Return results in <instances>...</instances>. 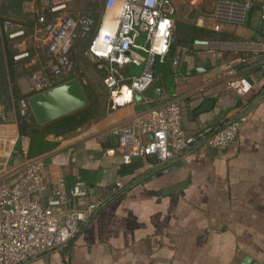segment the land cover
Returning <instances> with one entry per match:
<instances>
[{
	"label": "crops",
	"instance_id": "crops-1",
	"mask_svg": "<svg viewBox=\"0 0 264 264\" xmlns=\"http://www.w3.org/2000/svg\"><path fill=\"white\" fill-rule=\"evenodd\" d=\"M174 2L184 22L196 24L202 19L203 27L215 31L217 24L220 31L216 32L239 39L217 41L212 49L178 47L179 63L173 68L190 70L191 76L177 77L171 94H165L163 87L158 100L182 98L188 116L183 124L189 133H209L214 124L234 117L246 103L248 120L237 141L225 150L202 143L167 163L136 159L131 167L140 168L122 174L130 164H123L115 151L116 131L138 112L134 105L116 108L104 120L67 138L50 135L60 144L39 156L45 163L46 180L51 184L61 176L90 171L94 174L91 199L104 203L61 250L22 264H232L240 251L256 264H264V53L248 49V43L261 34L264 0L253 6L260 9L239 19L225 0ZM81 6L78 1L73 4L78 12ZM31 7L30 0H0V22L5 18L31 21ZM206 61L211 64L208 72L191 73ZM234 67L242 76H253L254 86L245 97L219 85ZM26 79V75L18 79L23 93ZM209 100L213 104L198 111ZM19 138L15 117L0 124L1 175L16 177L28 161L17 149ZM118 183L127 184L126 189H117ZM49 194L50 189L45 195Z\"/></svg>",
	"mask_w": 264,
	"mask_h": 264
},
{
	"label": "built area",
	"instance_id": "built-area-1",
	"mask_svg": "<svg viewBox=\"0 0 264 264\" xmlns=\"http://www.w3.org/2000/svg\"><path fill=\"white\" fill-rule=\"evenodd\" d=\"M225 1L234 7L232 14L240 7L245 15L259 0ZM76 2L30 0L31 21L10 18L1 21L2 32L14 41L18 50L14 59L31 58L32 72L26 79L24 94L31 96L78 78L72 48L76 39L90 30L93 20L74 9ZM112 10L117 13L113 26L109 27L106 19ZM176 12L174 0L105 1L96 35L85 56L97 62L98 67L109 69L103 83L114 95V109L132 104L136 94L142 95L154 84L155 57L169 50ZM261 21V34L248 43V49L264 53V10ZM196 25L203 27V20L197 19ZM213 29L220 31V26L216 24ZM134 32L144 33L149 38L148 57L132 48L131 34ZM216 43L206 38L196 39L192 48L212 49ZM143 62H146L144 73L131 76L129 84H120L115 66L141 65ZM177 64L175 59L173 65ZM82 79L86 83V79ZM224 83L226 90L241 97L251 92L254 86L253 76H242L236 67L225 72ZM125 89L130 91L131 100L120 103L116 97L124 94ZM28 98L19 101L21 116H27L30 110ZM247 108L245 103L241 111L223 120L221 127L211 133H189L183 124L182 98H170L153 107L145 106L117 129L115 151L127 165L136 159L151 158L158 163H167L184 157L202 143L215 150H225L236 141L248 120ZM8 122V114L0 105V124ZM120 188L123 184L118 183L117 189ZM49 189L51 194L45 195ZM91 195L90 186L80 180L69 184L61 176L50 184L41 157L28 160L16 177L12 174L4 176L0 172V264H22L52 250H61L103 206V200H93Z\"/></svg>",
	"mask_w": 264,
	"mask_h": 264
},
{
	"label": "trees",
	"instance_id": "trees-1",
	"mask_svg": "<svg viewBox=\"0 0 264 264\" xmlns=\"http://www.w3.org/2000/svg\"><path fill=\"white\" fill-rule=\"evenodd\" d=\"M77 1L82 4L79 10V14L91 18L93 20V24L85 36L76 39L72 48L71 56L76 61L75 70L76 74H78L76 77H78L81 83H83L82 85L88 98L87 106L73 113L60 117L44 125H40L36 122L31 110H29L27 116L20 115L19 101L22 98H28L30 95L24 94L21 91L18 85V79L27 75L29 70H31V67L29 66L31 58L15 60L14 56L17 54L18 50H16L13 45L14 41L10 40L5 33L2 32V34H0V105L4 106L9 119L12 116L18 120L20 138L19 143L17 144V149H19L24 157L28 160L39 157L40 155L46 153L51 149H54L57 145L60 144V141L51 140L50 135L54 136L55 138L59 136L67 138L73 133L77 132L78 129L82 130L85 129V127H89L93 123H97V121L99 122V120L103 119L107 114L115 110L111 106V108L107 109V111L105 108L102 113L100 112V105L102 100L99 96L101 95V92L100 90L96 89L97 87H95L92 83L88 82V77L85 70L86 68H84V59L86 58L85 54L96 35L97 28L103 15L106 0ZM254 8H259V6L252 7L251 10L253 11ZM131 38L133 40L132 48L134 50L142 55L148 54L149 43H143V41H141V39L139 38V33H132ZM203 38L210 39L212 41L239 39L237 36H233L232 34L225 31L216 32L207 27H199L194 22L189 23L184 21H177L175 30L170 40L168 52L164 55H157L158 58H155L156 61L153 64L155 82L160 81L162 83L165 89L164 91H166L165 94H171L173 85H176L174 83L175 79L181 74L186 75L187 77L191 76L190 70L181 72L180 70H176L175 68H173V62L175 59H177V48L190 46L192 47V43L194 42V40ZM97 69L98 70L96 77H98L100 81H102L109 73V69ZM115 69L120 79V84H129L131 82L130 77L132 75L130 74L128 65L115 66ZM82 77L86 79V83L83 82ZM91 78V80L94 79V82L97 80L94 76ZM143 99L144 102L147 103V105H145L146 107H153L159 101H161L147 100L144 97ZM241 104L242 103L239 102L235 105L236 107H240ZM233 108L235 107H232L230 109ZM197 149L198 147L195 148V150ZM128 166L129 167H123V169L121 170L122 174H124L125 172L127 173V171H132L134 168H137L131 167V164ZM126 168H128V170H126ZM138 168L136 169V171L138 170ZM65 178L67 179L69 184L80 180L91 187L94 185V174L87 170H81L77 175ZM126 185L127 184H124L123 188L121 189L125 190ZM98 212L99 211H97L93 217H95Z\"/></svg>",
	"mask_w": 264,
	"mask_h": 264
},
{
	"label": "water",
	"instance_id": "water-1",
	"mask_svg": "<svg viewBox=\"0 0 264 264\" xmlns=\"http://www.w3.org/2000/svg\"><path fill=\"white\" fill-rule=\"evenodd\" d=\"M210 68V61H206L194 68L191 73L194 75L203 74L208 72ZM162 91L163 85L160 81H157L149 87L142 96L147 100H158L161 98ZM213 102L212 100L204 102L198 111L207 110ZM28 103L36 122L40 125H44L84 108L88 104V98L80 79L72 78L48 90L29 96ZM217 126L221 127L220 122L214 124L212 129ZM212 129L209 130V133H211ZM62 138V136H59L56 139L61 140ZM151 161L155 164L157 163L155 158H151ZM161 167L163 166L160 165L153 170L160 169ZM153 170H151V172ZM240 259L244 260V264H256L252 258L247 257L242 251L237 254L232 264H242L239 261Z\"/></svg>",
	"mask_w": 264,
	"mask_h": 264
},
{
	"label": "rangeland",
	"instance_id": "rangeland-1",
	"mask_svg": "<svg viewBox=\"0 0 264 264\" xmlns=\"http://www.w3.org/2000/svg\"><path fill=\"white\" fill-rule=\"evenodd\" d=\"M222 6H224V4ZM204 11H206V10H204ZM204 11H202V13ZM207 12H210V11H207ZM243 15H244L243 14V11L240 9V7H237L236 12H235V15H233V16L236 19H239ZM185 20L186 19L182 17V14H181L180 10L177 9L176 17H175V22H177V21L182 22V21H185ZM139 38L141 39V41H143V43H145V44L149 43V38L144 33H139ZM143 56L144 57H148L147 54L146 55H143ZM86 58L84 59V68H86L85 70H86V74H87V77H88V82L92 83L95 87H97L96 89L100 90V92H101V95L99 97L102 100L101 101V105H100V112L102 113L105 108H106V111H107V109L111 108V106L113 104V99H114L113 96L114 95L112 94L111 90H109L104 85L103 80L100 81V79L98 77H96L97 70H98L97 68H100V67H98V63L97 62H94V61H91L89 58H87V59ZM155 58H158V56L156 55ZM155 61H154V63H155ZM128 66H129L130 74L132 76H138V75H141L142 73H144L145 67H146V62H143L141 65H136L134 63H129ZM173 66H175V65H173ZM156 69H157V66H156ZM31 72H32V70H29V72L27 73L26 76L28 77ZM93 76L95 77V79H97L95 82H94V79L91 80L92 79L91 77H93ZM219 85L223 86V85H225V83L224 82L223 83L221 82V83H219ZM131 105H134L135 107H137V110H140V109H143L144 106L147 105V103L144 102L143 96L141 94H136L135 95V98H134V101L132 102ZM127 106H130V105H127ZM111 113H109V114H111ZM109 114H107L103 119H101L99 121L104 120ZM184 116H185V118H183V122L184 121L186 122V118L188 116L187 115H184ZM75 133L77 134V132H75ZM75 133H73V134H75Z\"/></svg>",
	"mask_w": 264,
	"mask_h": 264
},
{
	"label": "bare ground",
	"instance_id": "bare-ground-1",
	"mask_svg": "<svg viewBox=\"0 0 264 264\" xmlns=\"http://www.w3.org/2000/svg\"><path fill=\"white\" fill-rule=\"evenodd\" d=\"M116 10H112L110 12V14L108 15L107 19H106V25L109 27L113 26V18L116 15ZM83 84V83H82ZM131 93L128 89H125L124 94L119 95L117 98V101H119L120 103L126 102V101H130L131 100Z\"/></svg>",
	"mask_w": 264,
	"mask_h": 264
}]
</instances>
